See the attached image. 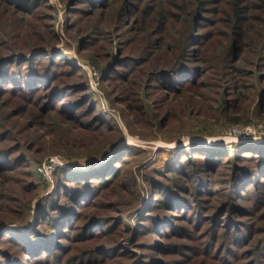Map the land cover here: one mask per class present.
<instances>
[{
    "label": "rangeland",
    "instance_id": "rangeland-1",
    "mask_svg": "<svg viewBox=\"0 0 264 264\" xmlns=\"http://www.w3.org/2000/svg\"><path fill=\"white\" fill-rule=\"evenodd\" d=\"M263 147L264 0H0V264H264Z\"/></svg>",
    "mask_w": 264,
    "mask_h": 264
},
{
    "label": "trees",
    "instance_id": "trees-1",
    "mask_svg": "<svg viewBox=\"0 0 264 264\" xmlns=\"http://www.w3.org/2000/svg\"><path fill=\"white\" fill-rule=\"evenodd\" d=\"M237 1H235V3L233 4V6L231 7V9H230V12H231V14H228V17H226V22H227V20H228V22H230L229 23V25H227L226 24V27H228L229 28V32L232 34V37H233V39H234V42L237 40V39H240V38H242V37H246V35H245V32H244V23H243V21H245L246 20V18H243V15H242V12H241V8H240V6H237ZM26 5H27V7L29 8V9H32V8H34V3H30V2H27L26 3ZM159 14V18H158V21L160 22V24H163L164 23V21H162V18H163V15L164 14H162L161 12L160 13H158ZM174 14V16H176V14L175 13H173ZM159 72H161V71H159ZM158 72V73H159ZM255 151V150H254ZM251 152H253V151H251ZM260 153H261V156H262V158L264 157V147L262 148V150L261 151H259ZM89 175V177H91V178H96V180H97V184L98 185H101V184H104V179H103V177H101L100 175H99V173H91V174H88ZM65 180H72V182L73 181H76L74 178H70V179H64V181ZM81 181H83V183H84V180L83 179H81ZM81 181H79L78 180V182L80 183ZM75 185L77 184V181L74 183ZM63 186V185H62ZM84 186H86L85 184H84ZM64 187V186H63ZM73 189H76L75 187H73ZM92 189V188H91ZM76 191V190H75ZM78 191H76V193H72V194H69L68 192H64V196H66V198L70 201V202H73L74 204H76L78 201V196H79V194L77 193ZM62 217L63 216H58V218L59 219H62ZM64 218V217H63ZM53 226V225H52Z\"/></svg>",
    "mask_w": 264,
    "mask_h": 264
},
{
    "label": "built area",
    "instance_id": "built-area-1",
    "mask_svg": "<svg viewBox=\"0 0 264 264\" xmlns=\"http://www.w3.org/2000/svg\"><path fill=\"white\" fill-rule=\"evenodd\" d=\"M56 163L55 159H49L44 165H43V172H47V169H50L51 167L54 166V164Z\"/></svg>",
    "mask_w": 264,
    "mask_h": 264
}]
</instances>
